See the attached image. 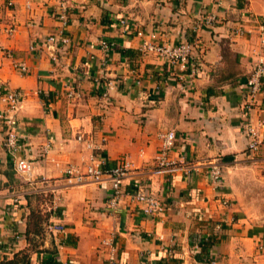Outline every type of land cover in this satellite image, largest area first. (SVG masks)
I'll return each mask as SVG.
<instances>
[{"label":"crops","instance_id":"obj_1","mask_svg":"<svg viewBox=\"0 0 264 264\" xmlns=\"http://www.w3.org/2000/svg\"><path fill=\"white\" fill-rule=\"evenodd\" d=\"M8 1L0 0V83L20 93L19 155L34 160L39 181L19 176L0 131V263L30 249L28 222L37 209L61 230L46 226L32 264H47L52 250L59 264H264V210L246 195L241 175L264 169V128L257 153L247 150L243 132L264 116V86L250 112L245 106L264 0H65L70 44L57 61L36 44L59 30L62 0H12L11 9ZM151 40L191 43L198 73L145 53ZM104 41L114 44L110 51ZM15 60L29 72L15 69ZM69 86L82 96L68 98ZM169 130L177 142L167 171L156 157L158 133ZM91 156L106 169L132 164L115 210L108 180L75 183L65 173L85 171ZM215 162L224 175L218 187L209 177ZM135 183L163 201L164 213L144 214L130 196Z\"/></svg>","mask_w":264,"mask_h":264},{"label":"built area","instance_id":"obj_2","mask_svg":"<svg viewBox=\"0 0 264 264\" xmlns=\"http://www.w3.org/2000/svg\"><path fill=\"white\" fill-rule=\"evenodd\" d=\"M13 6L12 0L7 3V8L11 9ZM68 2L62 0L60 2V9L58 13V20L61 22L59 30L42 40L40 43L36 44V48L47 47L51 51V59L57 61V52L70 44V39L64 34L69 20ZM213 18L207 20L208 24L213 22ZM120 27L123 33H128L131 29L130 23L127 19L122 18L119 21ZM15 32L14 27H10L7 30L9 36L13 35ZM243 28L237 30L238 34H243ZM142 36L143 33L140 31L137 33ZM102 46L107 51H110L114 46L113 43L102 42ZM35 46H32V49ZM142 50L145 53L153 54L156 57L166 61L169 64L180 65L183 69L190 68L191 76L198 73V66L194 63V46L189 42H183L177 45H167L163 43H158L153 40L145 41L142 45ZM14 68L20 71L22 74H27L29 72L28 66L23 61L14 62ZM264 86V30H262L260 35L259 48L255 51L254 62L252 70L248 81L246 83V111L250 112L254 102L255 97L261 92ZM106 89V85H104ZM82 96V93L73 87L69 86L67 90V97L70 99H77ZM0 101L6 103L7 109L5 111H0V131L3 134V147L10 156L11 161L14 164V168L20 177L29 184L35 186L39 181V178L35 176V166L34 160L27 156L19 155L21 151V145L19 143V137L17 132L18 125V113L21 108V98L20 93L17 91L10 90L5 84L0 83ZM264 128V116L258 120L257 123L249 122L244 124L243 132L247 139V150L250 153H257L260 151L263 144L262 136L259 130ZM158 138L160 140L159 154L156 157L157 165L162 170H171L175 167V162L169 157L170 152L175 148L177 142V134L174 130H169L165 132H159ZM79 140H83V137H78ZM49 145H44L40 157L45 158L49 150ZM89 147H91L89 145ZM132 170V164L129 161L123 160L119 163L111 166L110 168H105V161L97 158L96 156H91L89 164L86 170H80L77 167L71 166L66 169L65 173L70 181H75V183H83L85 181H93L102 183L108 180L111 184V195L109 197V208L112 210L117 209L119 203L127 195L124 191V180L129 175ZM188 173L190 170L187 171ZM209 177L211 182L216 187L223 183L224 175L221 165L217 162L210 164ZM42 182L47 181V179H40ZM133 200L137 201L141 205V209L146 215H159L164 213L165 205L163 201L156 195L150 193L147 188L141 187V185L134 184L133 191L130 194ZM48 231L54 232L61 230V227L53 224L47 226ZM112 262H115V258H111ZM211 264H214L212 262Z\"/></svg>","mask_w":264,"mask_h":264},{"label":"trees","instance_id":"obj_3","mask_svg":"<svg viewBox=\"0 0 264 264\" xmlns=\"http://www.w3.org/2000/svg\"><path fill=\"white\" fill-rule=\"evenodd\" d=\"M39 195V194H38ZM49 214H44L40 210L34 209L31 213L28 228H27V240L30 244L29 250L20 251L12 258L5 259L0 264H32V254L34 252H41L42 249L40 240L43 238L45 234V228L48 225ZM202 246H205L204 244ZM48 255L47 264H59L55 260L56 250H52L51 252H46ZM209 264L211 262L209 261Z\"/></svg>","mask_w":264,"mask_h":264},{"label":"rangeland","instance_id":"obj_4","mask_svg":"<svg viewBox=\"0 0 264 264\" xmlns=\"http://www.w3.org/2000/svg\"><path fill=\"white\" fill-rule=\"evenodd\" d=\"M264 173V169H258V173L253 169H246L243 173L241 172L242 177H244V190L246 195L252 200H258L259 208L264 210V182L258 179L260 173ZM259 180V181H258ZM262 217V215H259ZM264 216V215H263Z\"/></svg>","mask_w":264,"mask_h":264}]
</instances>
